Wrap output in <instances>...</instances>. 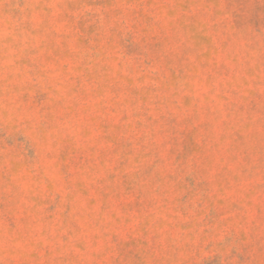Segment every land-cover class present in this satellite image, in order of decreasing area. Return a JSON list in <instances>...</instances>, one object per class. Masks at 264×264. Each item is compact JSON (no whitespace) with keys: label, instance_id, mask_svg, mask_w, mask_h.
<instances>
[{"label":"clouds","instance_id":"clouds-1","mask_svg":"<svg viewBox=\"0 0 264 264\" xmlns=\"http://www.w3.org/2000/svg\"><path fill=\"white\" fill-rule=\"evenodd\" d=\"M0 264H264V0H0Z\"/></svg>","mask_w":264,"mask_h":264}]
</instances>
